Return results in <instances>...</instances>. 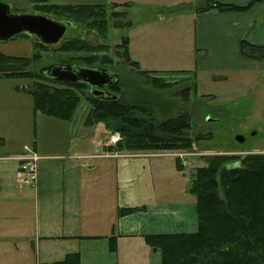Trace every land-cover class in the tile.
Wrapping results in <instances>:
<instances>
[{
	"label": "rangeland",
	"instance_id": "rangeland-1",
	"mask_svg": "<svg viewBox=\"0 0 264 264\" xmlns=\"http://www.w3.org/2000/svg\"><path fill=\"white\" fill-rule=\"evenodd\" d=\"M0 2L9 5L12 13L16 15L39 14L34 8V0H0ZM48 2L72 6L97 4L117 6L115 11L124 13L123 23H129L130 26L128 28L114 27L110 19L106 34H101L90 23H76L54 15L46 16L68 26L62 42L75 39L84 40L91 45L109 46L105 54L113 58L118 65L119 70L116 72L123 79V93L128 98L131 97L129 98L131 102H135L136 97L141 98L138 103L161 107L160 111L167 118L175 117L182 111L191 113V135L205 137L191 150L194 156L188 160L189 166L182 175L184 181H178L176 188H174L176 184L173 175L170 180L171 173L174 172L175 160L151 159L159 161V166H156L158 172L154 175L157 180V194H170L172 197L176 194L175 196L181 197L182 189L192 188V177L196 169L206 167L207 159L213 156L246 157L253 154H264V59H248L241 54L240 60L232 58L223 63L224 60L220 56L210 55L209 57L206 51L197 47V22L194 13L206 8L209 0H49ZM126 37L139 44L138 49H148L142 53L149 54V58L155 65L151 67H158L156 69L161 70L152 72V76L164 77L167 82L176 85L168 90L157 89L115 55L116 47L121 45ZM37 43L40 41L35 36H18L7 42L0 41V53L34 59L38 51L36 50ZM59 46L60 44L53 48ZM38 53L43 58L30 67L34 74L53 65L68 64L70 63L68 57L77 55L41 50ZM223 57L226 58V55L223 54ZM203 60H209L205 66L201 65ZM233 65L245 66L235 70ZM188 74V77L192 78L190 82H186L187 77H184ZM217 76L221 79H217ZM35 82V80L20 78L0 79V139L3 140V145L0 146V158L21 155L25 145L33 149L35 141H39L42 149L55 148V151L63 146L65 148L69 142L80 144L83 147L90 145L91 149L88 151L90 153L97 150L94 148L99 142L103 141L111 145L114 137H119V143L123 141L120 134L112 133L103 123L90 127L84 125L90 111V103L85 97H83L72 127L71 124L61 121L52 130L39 120V140H37L34 136L36 132L33 117L34 97L29 93L33 90ZM194 83L196 89H192L190 100L187 102L180 94ZM144 99L148 101L145 102ZM51 120L57 122L55 119ZM86 127L90 130L86 131ZM93 127V133H91ZM82 130L88 132L89 135L85 137ZM109 135L110 138L106 139L105 137ZM94 144L96 145L93 146ZM121 151L120 156L133 153L154 155L162 153L157 150ZM12 163L18 164V162ZM163 163H167V166L171 165V170L167 171V168L166 173L161 177L159 170H162ZM27 187L25 186L23 190L29 191ZM14 194L16 202L14 206H23L27 208V211H32L34 222L36 219L35 198L22 199L18 196V190ZM154 199L156 202L163 201L158 198ZM167 201L175 203L180 202L181 199L175 198V200Z\"/></svg>",
	"mask_w": 264,
	"mask_h": 264
},
{
	"label": "crops",
	"instance_id": "crops-1",
	"mask_svg": "<svg viewBox=\"0 0 264 264\" xmlns=\"http://www.w3.org/2000/svg\"><path fill=\"white\" fill-rule=\"evenodd\" d=\"M253 1L216 0L219 4L239 7ZM194 18L197 47L209 57L220 56L223 63L232 58L240 60L242 41L264 46L263 0L247 11L197 10ZM138 45L130 39L128 49L132 61L138 63L143 72H160L158 67H151L155 65L149 54L142 53L148 49H138ZM208 61H201V65L205 66ZM245 65L233 66L237 70ZM33 115L37 140L39 120L51 129L61 122H53L40 113L33 112ZM73 123L68 124L72 127ZM88 129L86 127V131ZM86 131L82 130L85 137L89 135ZM90 149V145L83 147L69 142L58 151L55 148L44 150L39 141H35L33 150L43 159L39 162L38 182L28 186L29 191L17 185L19 163L8 160L20 155L0 158V264H51L73 253H80L81 264H161L160 252L147 244L146 236L197 232V199L191 189H182L181 197L157 194L154 175L159 161L139 157L109 158L106 154L121 150L103 141L97 143L96 151L90 153ZM161 167V177L167 168L171 170L167 163ZM173 167L170 180L173 175L176 188L178 181H184L185 171H179L177 164ZM16 190L22 199L35 198L34 222L32 211L14 206ZM154 198L163 201L156 202ZM175 198L181 201H167ZM127 208L144 209L131 215L121 214L120 211ZM111 237L117 239L115 253L110 251Z\"/></svg>",
	"mask_w": 264,
	"mask_h": 264
},
{
	"label": "trees",
	"instance_id": "trees-1",
	"mask_svg": "<svg viewBox=\"0 0 264 264\" xmlns=\"http://www.w3.org/2000/svg\"><path fill=\"white\" fill-rule=\"evenodd\" d=\"M248 6L219 4L209 0L208 6L200 12L247 11ZM34 8L42 15H54L76 23H90L101 34L108 31L109 20L114 27L128 28L123 23L125 14L115 11L117 6L106 5H54L48 0H34ZM129 38L116 47V53L127 65L146 79L147 83L160 90H168L176 84L164 77H154L152 72L141 71L138 63L129 55ZM109 46L91 45L84 40L64 41L57 48L37 43L36 50L55 51L62 54L74 53L68 57V64L74 67L119 70L113 58L105 53ZM37 53L34 59L13 57L0 53V79L35 80L31 93L34 97V112L46 117L71 123L76 118L83 97L90 103L85 126L98 123L106 125L112 133L121 135L123 141L119 150L128 151H191L205 137L191 135V113L182 111L175 117H165L161 107L131 102L122 89L120 81L110 88V95H95L85 83L60 84L45 74H34L30 67L43 58ZM241 53L245 58L264 59V46L241 42ZM192 78L187 77L186 82ZM185 82V83H186ZM195 83L180 95L185 101ZM28 92V91H27ZM138 99V100H136ZM145 102L146 99H144ZM3 140L0 139V146ZM208 165L196 169L192 177L191 193L197 199L198 230L192 234L150 235L147 244L161 254V264H264V154L240 156H213ZM179 171H184L176 162ZM144 208H127L120 212L131 215ZM116 237L110 238V251H117ZM51 264H81L80 253L68 254L64 260Z\"/></svg>",
	"mask_w": 264,
	"mask_h": 264
},
{
	"label": "water",
	"instance_id": "water-1",
	"mask_svg": "<svg viewBox=\"0 0 264 264\" xmlns=\"http://www.w3.org/2000/svg\"><path fill=\"white\" fill-rule=\"evenodd\" d=\"M67 30L66 24L44 15L13 14L9 5L0 2V41L2 42L26 34L35 36L46 46H57L65 37ZM41 74L49 76L60 84L83 82L94 88L92 92L95 95H110L101 92L102 89L119 82L117 76H112L107 70L99 68L51 66L42 69Z\"/></svg>",
	"mask_w": 264,
	"mask_h": 264
},
{
	"label": "built area",
	"instance_id": "built-area-1",
	"mask_svg": "<svg viewBox=\"0 0 264 264\" xmlns=\"http://www.w3.org/2000/svg\"><path fill=\"white\" fill-rule=\"evenodd\" d=\"M119 142V137L113 138L112 143H117ZM28 150V149H27ZM194 156L192 153H186V152H173V151H168V152H162L160 154L154 155V154H133V155H125V156H120L116 155L115 157H127V158H132V157H160V158H175V159H181L184 166H189V163L186 161L188 157ZM18 161L22 162L21 166V172L19 175V180L22 184L26 185H32L37 181L38 178V162L40 158L33 153L32 151L28 150V154L20 157L17 159Z\"/></svg>",
	"mask_w": 264,
	"mask_h": 264
},
{
	"label": "flooded vegetation",
	"instance_id": "flooded-vegetation-1",
	"mask_svg": "<svg viewBox=\"0 0 264 264\" xmlns=\"http://www.w3.org/2000/svg\"><path fill=\"white\" fill-rule=\"evenodd\" d=\"M79 67H81V66H79ZM109 73L112 75V76H118L116 73H114V72H112V70H109ZM116 80V79H115ZM81 83V82H80ZM83 83V82H82ZM113 86V85H112ZM112 86H106L104 89H102V91L101 92H103V93H109L110 94V88L112 87ZM90 90H94V88L93 87H91L90 86Z\"/></svg>",
	"mask_w": 264,
	"mask_h": 264
}]
</instances>
